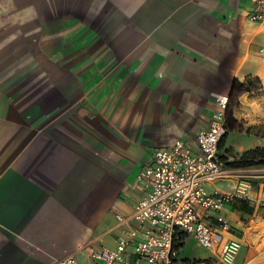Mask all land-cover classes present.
<instances>
[{
	"label": "crops",
	"instance_id": "1",
	"mask_svg": "<svg viewBox=\"0 0 264 264\" xmlns=\"http://www.w3.org/2000/svg\"><path fill=\"white\" fill-rule=\"evenodd\" d=\"M28 4L0 32V264H102L92 254L134 227L116 215L146 195L139 173L178 141L197 154L235 82L251 90L230 105L227 175L206 188L240 192L221 211L229 230L208 224L217 252L264 264V23L250 0ZM178 251V264H222L190 236Z\"/></svg>",
	"mask_w": 264,
	"mask_h": 264
},
{
	"label": "built area",
	"instance_id": "2",
	"mask_svg": "<svg viewBox=\"0 0 264 264\" xmlns=\"http://www.w3.org/2000/svg\"><path fill=\"white\" fill-rule=\"evenodd\" d=\"M250 3L253 9L250 20L264 23V0H250ZM229 106L228 98L219 99V109L214 113L210 127L197 138V154L182 141L155 152L152 165L138 175L146 195L130 217L116 215L120 224L132 221L134 227L122 230L115 250L94 252L91 257L95 262L178 264L180 237L190 236L200 247L213 252L222 264H236L234 245L226 244L221 252H217L218 236L208 219L216 215L222 230H229V223L221 211L240 191L211 194L206 188L227 175L219 149L229 131ZM241 192L245 194V189ZM57 264L78 263L75 258L68 257Z\"/></svg>",
	"mask_w": 264,
	"mask_h": 264
},
{
	"label": "rangeland",
	"instance_id": "3",
	"mask_svg": "<svg viewBox=\"0 0 264 264\" xmlns=\"http://www.w3.org/2000/svg\"><path fill=\"white\" fill-rule=\"evenodd\" d=\"M31 0H0V32L17 25L16 15L29 8ZM25 4V5H24ZM12 30V29H10Z\"/></svg>",
	"mask_w": 264,
	"mask_h": 264
},
{
	"label": "trees",
	"instance_id": "4",
	"mask_svg": "<svg viewBox=\"0 0 264 264\" xmlns=\"http://www.w3.org/2000/svg\"><path fill=\"white\" fill-rule=\"evenodd\" d=\"M249 90H251V84H247V85H244L240 82H235L234 84V87H233V93H232V98L230 99V105L232 102L235 101V98L240 96L241 94L245 93V92H248ZM229 109H230V106H229ZM229 114V121H228V130H232L234 128V125L232 124V117ZM229 133V131H228ZM223 144V141L222 143L220 144V148ZM221 157V156H220ZM221 159L223 160L224 162V159L221 157ZM225 163V162H224ZM226 165V163H225ZM254 165V163H250V162H244V163H241V164H232V165H229V167L231 168H237V167H240V166H243V167H248V166H252ZM183 236L180 237L181 241L183 240Z\"/></svg>",
	"mask_w": 264,
	"mask_h": 264
}]
</instances>
